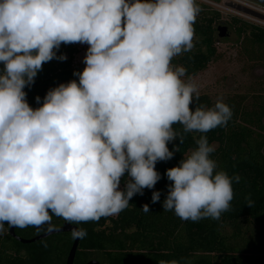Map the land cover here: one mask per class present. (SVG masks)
<instances>
[{
	"label": "clouds",
	"instance_id": "9594fccd",
	"mask_svg": "<svg viewBox=\"0 0 264 264\" xmlns=\"http://www.w3.org/2000/svg\"><path fill=\"white\" fill-rule=\"evenodd\" d=\"M201 10L196 0H0V230L118 215L161 179L157 162L178 151L168 143L184 140L176 124L202 135L166 170L164 211L197 222L230 209L241 177L217 171L203 134L226 126L232 108L221 97L193 111L199 88L172 64L193 48ZM74 43L89 45L79 82L49 90L33 109L24 88L44 63L67 59L56 55L61 44ZM160 195L153 191L152 203ZM86 235L72 229L73 238Z\"/></svg>",
	"mask_w": 264,
	"mask_h": 264
},
{
	"label": "trees",
	"instance_id": "16d2710c",
	"mask_svg": "<svg viewBox=\"0 0 264 264\" xmlns=\"http://www.w3.org/2000/svg\"><path fill=\"white\" fill-rule=\"evenodd\" d=\"M257 1L264 5V0ZM196 3L202 10L194 24V46L172 61L174 66L186 69V79L206 70L218 57L216 32L221 13L201 0ZM232 21L237 34L243 37L242 53L249 61L264 65V27L237 16ZM55 51L57 57L66 55L67 59L54 58L44 63L34 83L24 88L26 100L33 109L43 104L49 90L73 80L78 83L79 76L74 73L82 72L86 66L75 64L74 44H61ZM3 67L0 62V72ZM36 97H40L39 103ZM249 99L251 104L247 103ZM223 101L232 108L231 120L226 126L203 135L215 146L211 158L217 162V171L241 177L238 183L233 181L230 209L219 220L205 218L197 222L183 221L173 211H164L163 201L171 183L166 170L178 166L196 147L194 137L202 135L185 134L182 125L176 124L173 127L184 136L183 143L179 139L168 143L169 150L178 147V151L172 159L157 162L156 171L161 179L153 189L145 188L143 195L133 196L129 206L115 217L75 224L86 229L87 235L80 238L74 264L91 260L101 264H158L161 260H176L180 264H264V97L261 93L251 97L234 95ZM215 103L208 94H200L199 101H193L190 108L194 111L199 104L210 108ZM126 175L121 180L122 186ZM153 191L161 193L159 202L152 203ZM249 199L254 202L252 207L247 205ZM144 204L149 205L150 212L142 211ZM64 222L53 216L51 227H16L15 232L29 239L30 231L35 230L38 235ZM74 240L72 232H65L22 243L10 235L9 225L5 223L0 230V264H66Z\"/></svg>",
	"mask_w": 264,
	"mask_h": 264
},
{
	"label": "rangeland",
	"instance_id": "374dc122",
	"mask_svg": "<svg viewBox=\"0 0 264 264\" xmlns=\"http://www.w3.org/2000/svg\"><path fill=\"white\" fill-rule=\"evenodd\" d=\"M221 13V22L217 25V38L216 43L218 50L217 60L211 62L206 70L200 72L198 75L191 77L199 88L200 94H208L214 101L218 98H226L234 95H247L251 97L253 94L259 92L264 84L263 70L264 65L249 61L242 53V40L243 37L239 36L236 32V27L232 19L237 16L244 20L250 21L254 24L264 27V20L256 22L245 16H241L235 12L223 8L222 0L220 3H216L212 0H201ZM248 3L260 5L263 4L257 0H245ZM264 9V8H263ZM221 26H227L230 35L222 37L220 36L218 29ZM195 41V36L193 42ZM74 47L77 49V53L74 57L75 64H83L84 57L87 53L89 45L74 43ZM186 79V78H185ZM251 99L247 103L251 104ZM120 188L124 186L120 184ZM114 215L113 217H115ZM5 230V229H4ZM36 231H30L27 236H36Z\"/></svg>",
	"mask_w": 264,
	"mask_h": 264
},
{
	"label": "water",
	"instance_id": "95a60500",
	"mask_svg": "<svg viewBox=\"0 0 264 264\" xmlns=\"http://www.w3.org/2000/svg\"><path fill=\"white\" fill-rule=\"evenodd\" d=\"M222 4L225 7H229L231 9H234L241 14H244V15H247L250 17H254V18H257L259 20H264V13L259 12L255 9H253L249 6H246L240 2H237L235 0H222ZM218 32H219L220 36H222V37L230 35V31H229L227 26L219 27ZM74 228H79V227L76 226L75 224H69L67 222H64L63 224H61L59 226L52 227V228H50V229L32 237V238H29V239H24V238H21L18 235H16V232H15L16 227H9V233L11 236L15 237L17 240L21 241L22 243H32V242L39 241L41 239H45V238H47L51 235H54V234L72 232V229H74ZM79 242H80V237H76L74 242H73V245L70 249V252L68 254L66 264H74V259L76 256V252L78 250ZM86 264H101V263L97 260H91V261L87 262Z\"/></svg>",
	"mask_w": 264,
	"mask_h": 264
},
{
	"label": "built area",
	"instance_id": "2783aa9c",
	"mask_svg": "<svg viewBox=\"0 0 264 264\" xmlns=\"http://www.w3.org/2000/svg\"><path fill=\"white\" fill-rule=\"evenodd\" d=\"M235 1L240 2V3H242V4L246 5V6H249V7L253 8V9L259 11V12L264 13V9H263L262 7H260L259 5H255V4H252V3L250 4V3H248V2L245 1V0H235ZM223 8L228 9V10H230V11H232V12H235V13L241 15V16H245V17H248V18H250V19H253V20L256 21V22H261V21H260L259 19H257V18H254V17H250V16H247V15L241 14V13H239L238 11H236V10H234V9H231V8H229V7H225L224 5H223Z\"/></svg>",
	"mask_w": 264,
	"mask_h": 264
},
{
	"label": "flooded vegetation",
	"instance_id": "af4514ba",
	"mask_svg": "<svg viewBox=\"0 0 264 264\" xmlns=\"http://www.w3.org/2000/svg\"><path fill=\"white\" fill-rule=\"evenodd\" d=\"M260 6V5H259ZM262 8H264V7H262ZM261 72H263V75H264V68H263V70H260ZM261 90H263V92L261 91ZM258 94H260L261 93V95H263V97H264V84H263V87L259 90V92H257Z\"/></svg>",
	"mask_w": 264,
	"mask_h": 264
}]
</instances>
